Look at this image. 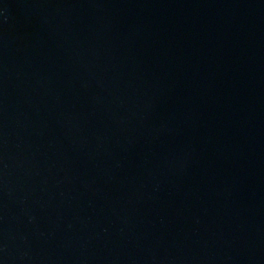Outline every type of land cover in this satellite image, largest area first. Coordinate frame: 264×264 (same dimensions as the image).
Returning a JSON list of instances; mask_svg holds the SVG:
<instances>
[{
  "label": "water",
  "instance_id": "water-1",
  "mask_svg": "<svg viewBox=\"0 0 264 264\" xmlns=\"http://www.w3.org/2000/svg\"><path fill=\"white\" fill-rule=\"evenodd\" d=\"M0 264H264V0H0Z\"/></svg>",
  "mask_w": 264,
  "mask_h": 264
}]
</instances>
